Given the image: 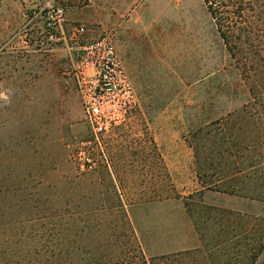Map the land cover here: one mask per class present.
Returning <instances> with one entry per match:
<instances>
[{"label":"rangeland","instance_id":"rangeland-1","mask_svg":"<svg viewBox=\"0 0 264 264\" xmlns=\"http://www.w3.org/2000/svg\"><path fill=\"white\" fill-rule=\"evenodd\" d=\"M56 6L64 8L63 21L48 29ZM79 26L85 31L74 36ZM104 34L138 105L97 143L66 73L81 46ZM248 98L202 0H0V192L20 190L30 199L29 214L17 208L19 196L0 199V212L14 207L4 219L21 222L17 229L0 223V264H30L37 250L17 234L51 237L50 219L70 248V264H147L166 254L168 261L156 263L198 264L194 253L180 254L200 246L183 205L198 187L184 141ZM78 152L93 154L91 171L80 170ZM202 200L264 209L210 191ZM255 264H264V252Z\"/></svg>","mask_w":264,"mask_h":264},{"label":"trees","instance_id":"trees-1","mask_svg":"<svg viewBox=\"0 0 264 264\" xmlns=\"http://www.w3.org/2000/svg\"><path fill=\"white\" fill-rule=\"evenodd\" d=\"M202 3L249 98L241 107L210 119L187 134L200 189L184 197L183 205L200 246L180 254L194 253L198 264H255L264 252V209L210 205L203 202L202 196L210 191L264 205V0ZM22 194L20 190L13 193L4 189L0 199L19 196L17 203L23 204L17 208L29 214L24 203L30 199ZM13 209L6 206L0 212L3 228L17 229V223H21L4 219L11 214L6 212ZM56 228L55 220L50 219L51 237H42L38 230L29 238L22 232L17 234V240L32 243L37 250L30 254V264H70V248H64ZM72 241L65 239L68 245ZM170 256H150L146 263H165Z\"/></svg>","mask_w":264,"mask_h":264},{"label":"built area","instance_id":"built-area-1","mask_svg":"<svg viewBox=\"0 0 264 264\" xmlns=\"http://www.w3.org/2000/svg\"><path fill=\"white\" fill-rule=\"evenodd\" d=\"M63 15V7H52L46 27L53 29L63 21ZM84 31V27L79 26L73 35H81ZM66 74L75 83L84 118L97 143L113 128L123 124L138 105L137 91L108 34L81 46L78 57ZM76 155L80 170L93 169V154L78 152Z\"/></svg>","mask_w":264,"mask_h":264},{"label":"crops","instance_id":"crops-1","mask_svg":"<svg viewBox=\"0 0 264 264\" xmlns=\"http://www.w3.org/2000/svg\"><path fill=\"white\" fill-rule=\"evenodd\" d=\"M83 8V7H82ZM77 16L80 17L81 19H85L84 15L81 13V11L79 13H77ZM185 145H184V152L186 154H190V147L188 146V144L184 141ZM164 144V150H165V160H169L171 161L170 164H168V168L170 170V172H172L173 170V148H172V141L168 138H165V141L163 142ZM182 149H183V145H182ZM180 156V155H179ZM192 157V156H191ZM180 158V157H179ZM197 184H198V180L196 178ZM200 189V186L198 184V187L194 190V191H198ZM209 192V191H205L204 193ZM210 205H214V204H210ZM220 204H215V206H219ZM223 207V206H221ZM227 208V207H226Z\"/></svg>","mask_w":264,"mask_h":264}]
</instances>
